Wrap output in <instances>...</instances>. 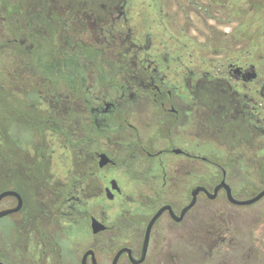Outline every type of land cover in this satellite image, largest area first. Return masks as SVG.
<instances>
[{
    "label": "flooded vegetation",
    "instance_id": "flooded-vegetation-1",
    "mask_svg": "<svg viewBox=\"0 0 264 264\" xmlns=\"http://www.w3.org/2000/svg\"><path fill=\"white\" fill-rule=\"evenodd\" d=\"M0 109V264H264V0H0Z\"/></svg>",
    "mask_w": 264,
    "mask_h": 264
},
{
    "label": "water",
    "instance_id": "water-1",
    "mask_svg": "<svg viewBox=\"0 0 264 264\" xmlns=\"http://www.w3.org/2000/svg\"><path fill=\"white\" fill-rule=\"evenodd\" d=\"M224 186L227 187L228 192H229L230 197H231V191H230L229 187H228L225 183H222V184H220L218 187H216L215 192H217L220 188H222V187H224ZM199 190H200V188H199V189H195V193L198 192ZM8 195H15V196H17L18 199H19V204H18V206H17L16 208H14V209L4 210V211L0 212V217L3 216V215L8 214V213H10V212L17 211V210H19V209L22 207V197H21L17 192H15V191H5V192H3L2 194H0V199L3 198V197H5V196H8ZM263 195H264V191H263L262 193H260V194H259L254 200L260 198V197L263 196ZM231 198H232V197H231ZM247 202H250V201H247ZM157 216H158V215H157ZM157 216H156V217H157ZM147 244H148V237H147V240H146V245H147Z\"/></svg>",
    "mask_w": 264,
    "mask_h": 264
},
{
    "label": "rangeland",
    "instance_id": "rangeland-1",
    "mask_svg": "<svg viewBox=\"0 0 264 264\" xmlns=\"http://www.w3.org/2000/svg\"><path fill=\"white\" fill-rule=\"evenodd\" d=\"M0 113H1V109H0ZM12 126H14V131H15V133L17 135H19L20 137H22L24 139L26 138L27 133H26V131L24 130L23 127H21V126H15L14 124H12ZM61 143L62 142H60V141L59 142H56V145L59 147V145ZM6 185H7V183H6ZM6 185H4L3 187H5ZM1 222L4 223V224H10V219L6 218V219H4Z\"/></svg>",
    "mask_w": 264,
    "mask_h": 264
}]
</instances>
